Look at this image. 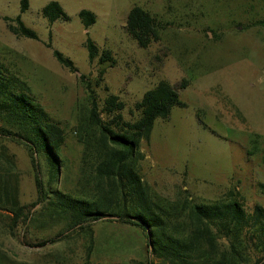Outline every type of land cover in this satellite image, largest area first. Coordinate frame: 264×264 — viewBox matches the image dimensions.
I'll return each mask as SVG.
<instances>
[{"label": "rangeland", "instance_id": "1", "mask_svg": "<svg viewBox=\"0 0 264 264\" xmlns=\"http://www.w3.org/2000/svg\"><path fill=\"white\" fill-rule=\"evenodd\" d=\"M20 2L0 0V63L26 83L31 98L64 130L62 167L51 191L73 195L81 178L83 147L76 128L88 107L86 84L99 110L108 95H115L124 104V121L131 122L138 118L134 105L143 94L165 81L177 90L184 83L178 95L186 107H174L166 121H155L149 141L140 144L144 159L137 167L151 197L173 204L190 196L192 203L210 204L231 193L248 210L264 207V26L259 24L264 0H27L22 13ZM50 2L60 5L67 21L50 24L42 16ZM134 6L162 28L147 49L124 30ZM82 10L95 16L87 29L78 16ZM17 17L37 40L8 30L3 18ZM87 39L99 52L108 50L113 63L89 62ZM54 51L76 71L63 68ZM30 157L22 144L0 136V264H82L86 257L88 264H146L147 240L129 226L94 223L89 252L87 234L57 236L63 224L46 216L39 217L47 223L44 228L20 224L11 230L12 196L25 215L39 214L43 207L36 204ZM34 159L46 182L43 161ZM94 184L83 181L90 192ZM49 238L59 242L37 246ZM227 245L218 241L219 249ZM244 253L237 264H254L260 256L248 248Z\"/></svg>", "mask_w": 264, "mask_h": 264}, {"label": "trees", "instance_id": "2", "mask_svg": "<svg viewBox=\"0 0 264 264\" xmlns=\"http://www.w3.org/2000/svg\"><path fill=\"white\" fill-rule=\"evenodd\" d=\"M27 7V0H21L20 12H25ZM42 16L50 24L68 20L57 2L47 4L42 9ZM78 16L85 29L95 23V16L90 11L82 10ZM3 20L15 37L37 40L36 34L23 25L20 17ZM125 23L126 34L139 48L147 49L159 40L162 28L140 7L130 9ZM259 24L264 26V22ZM86 49L89 62L98 59L100 65L113 63L110 52H99L90 39L86 41ZM53 56L63 68L76 71L72 62L61 53L54 51ZM102 75L103 70L98 73V81ZM184 86L181 83L178 90ZM85 88L88 107L76 128L78 142L83 147L81 178L73 195L57 189L51 191L62 167L59 153L65 141L64 130L31 98L26 83L0 63V119L4 123L0 127V136L27 149L35 172L36 204H43L40 215L29 212L25 215V208L12 196L9 201L13 216L11 230L20 224L44 228L47 223L39 217L46 216L52 223L63 224V231L57 236L87 234L89 252L92 225L104 217H116L105 219V222L139 230L147 244L149 231L151 249L147 245L146 264H237L246 248L260 254L254 264L264 259V207L256 205L248 210L241 199L231 193L229 199L210 204L192 203L190 196L171 204L153 199L143 182L137 167L144 159L140 144L149 141L155 121H166L174 107H186L179 99L177 88L161 81L146 91L134 105L138 118L131 122L124 121L121 114L124 104L117 96L108 95L99 110L94 91L88 84ZM35 155L47 169L46 182L41 179V167L35 162ZM83 181L95 183L92 192L86 189ZM3 197L10 198L6 192ZM64 232H68L67 235ZM220 239L228 243L223 250L218 247ZM56 242L59 241L55 238L44 239L37 246ZM82 264H88L87 257Z\"/></svg>", "mask_w": 264, "mask_h": 264}, {"label": "water", "instance_id": "3", "mask_svg": "<svg viewBox=\"0 0 264 264\" xmlns=\"http://www.w3.org/2000/svg\"><path fill=\"white\" fill-rule=\"evenodd\" d=\"M77 75H79L77 73ZM104 220L105 219H116V217H104L103 218ZM147 236H148V247H149V250L151 249V237H150V234H149V231L147 230Z\"/></svg>", "mask_w": 264, "mask_h": 264}]
</instances>
